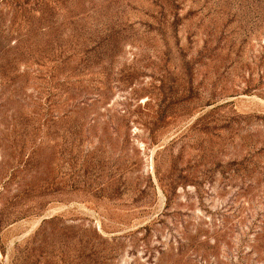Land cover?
<instances>
[{"label":"rangeland","instance_id":"rangeland-1","mask_svg":"<svg viewBox=\"0 0 264 264\" xmlns=\"http://www.w3.org/2000/svg\"><path fill=\"white\" fill-rule=\"evenodd\" d=\"M0 264H264V0H0Z\"/></svg>","mask_w":264,"mask_h":264}]
</instances>
